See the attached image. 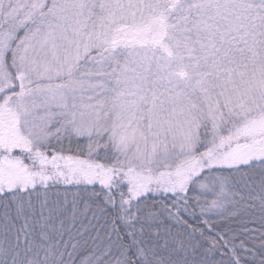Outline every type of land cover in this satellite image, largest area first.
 <instances>
[{"label": "snow or ice", "instance_id": "1", "mask_svg": "<svg viewBox=\"0 0 264 264\" xmlns=\"http://www.w3.org/2000/svg\"><path fill=\"white\" fill-rule=\"evenodd\" d=\"M0 264H264V0H0Z\"/></svg>", "mask_w": 264, "mask_h": 264}]
</instances>
